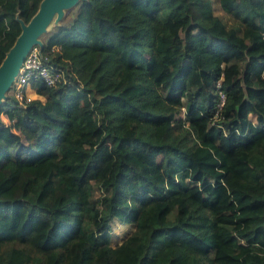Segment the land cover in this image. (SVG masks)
Here are the masks:
<instances>
[{
    "label": "trees",
    "instance_id": "obj_1",
    "mask_svg": "<svg viewBox=\"0 0 264 264\" xmlns=\"http://www.w3.org/2000/svg\"><path fill=\"white\" fill-rule=\"evenodd\" d=\"M39 2L0 0V62ZM217 3L230 25L211 0H77L46 34L64 81L0 103V264H264V0ZM226 135L262 150L219 222L191 190Z\"/></svg>",
    "mask_w": 264,
    "mask_h": 264
},
{
    "label": "rangeland",
    "instance_id": "obj_2",
    "mask_svg": "<svg viewBox=\"0 0 264 264\" xmlns=\"http://www.w3.org/2000/svg\"><path fill=\"white\" fill-rule=\"evenodd\" d=\"M211 7L214 15L226 21L227 25L231 24L220 9L217 0H211ZM73 13L74 6H70L63 8L59 16L54 14L44 27V30L38 34L37 38L41 42L45 40L46 34L55 30L56 26L68 23ZM13 82L14 79H12L8 89L5 90L3 97L0 99V103L4 100L5 96L10 93ZM1 118L5 121V117L1 116ZM250 119H253L252 116H250ZM226 136H228V138H226ZM226 136L222 137L221 144L217 151L210 152L206 149H201L197 153L200 163L205 170L216 176L218 182L205 185L202 189L194 186L191 190V193L200 201L212 205V213L219 222H225L233 209H235L240 202L241 197L238 195L240 189L256 188L257 185L255 182H252L245 176L242 173V169L247 164L258 163L261 159L260 152L262 150L261 141L257 137L253 139L254 146L250 148L239 147L235 143L233 135ZM131 230V226L112 221L110 223V243L113 245L120 242ZM209 239L211 245L209 255L220 259L227 252L226 243L216 235L210 236Z\"/></svg>",
    "mask_w": 264,
    "mask_h": 264
},
{
    "label": "water",
    "instance_id": "obj_3",
    "mask_svg": "<svg viewBox=\"0 0 264 264\" xmlns=\"http://www.w3.org/2000/svg\"><path fill=\"white\" fill-rule=\"evenodd\" d=\"M77 0H40L30 19L20 21V31L0 62V99L8 89L12 79L17 75L21 62L27 51L42 42L37 38L54 14L58 16L63 8L75 6Z\"/></svg>",
    "mask_w": 264,
    "mask_h": 264
},
{
    "label": "built area",
    "instance_id": "obj_4",
    "mask_svg": "<svg viewBox=\"0 0 264 264\" xmlns=\"http://www.w3.org/2000/svg\"><path fill=\"white\" fill-rule=\"evenodd\" d=\"M32 78L42 80L47 86H55L64 81V75L61 70L44 63L37 45H33L27 51L18 69L17 75L14 78L10 94L16 101L21 102L24 99H28L23 89L26 85H29V81ZM218 95L219 98L216 104V111L220 109L224 101V96L220 91Z\"/></svg>",
    "mask_w": 264,
    "mask_h": 264
},
{
    "label": "crops",
    "instance_id": "obj_5",
    "mask_svg": "<svg viewBox=\"0 0 264 264\" xmlns=\"http://www.w3.org/2000/svg\"><path fill=\"white\" fill-rule=\"evenodd\" d=\"M23 91H24V93H25V95H26V97L28 99H30V98H39V99L42 100V97L40 95H37L35 93L34 89L30 87V85H26L24 87Z\"/></svg>",
    "mask_w": 264,
    "mask_h": 264
}]
</instances>
